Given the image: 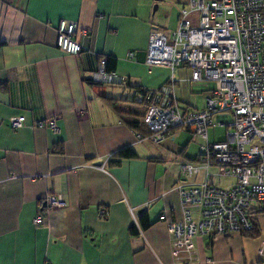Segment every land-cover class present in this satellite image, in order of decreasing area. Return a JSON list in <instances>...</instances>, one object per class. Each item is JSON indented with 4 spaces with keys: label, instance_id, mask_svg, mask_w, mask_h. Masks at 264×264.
<instances>
[{
    "label": "crops",
    "instance_id": "obj_1",
    "mask_svg": "<svg viewBox=\"0 0 264 264\" xmlns=\"http://www.w3.org/2000/svg\"><path fill=\"white\" fill-rule=\"evenodd\" d=\"M165 1L0 0V264H179L167 229L182 217L178 188L204 180L202 174L203 180L189 182L179 170L198 156L188 157L179 134L184 129L167 135L166 161L113 165V155L134 141L114 109L135 107L129 102L138 89L161 88L172 77L178 104L195 111L188 70L145 63L149 35L168 37L188 3ZM160 9L165 20L157 16ZM61 21L77 25V56L56 47ZM107 58L115 59L108 70L125 84L93 80ZM20 116L25 127L11 129L9 119ZM50 118L59 134L35 127ZM47 196L60 197L63 206L40 214ZM100 209L108 217H100ZM163 213L166 220H160ZM252 223L254 237L197 238L196 264L258 263L264 214Z\"/></svg>",
    "mask_w": 264,
    "mask_h": 264
},
{
    "label": "built area",
    "instance_id": "obj_2",
    "mask_svg": "<svg viewBox=\"0 0 264 264\" xmlns=\"http://www.w3.org/2000/svg\"><path fill=\"white\" fill-rule=\"evenodd\" d=\"M187 7L181 10L170 41L157 31L149 35L145 63L171 72L184 68L189 84L206 88L213 83L214 89L205 108L195 111L178 104L172 77L158 90L141 89L135 102L146 107V132L134 131L130 148L142 158L164 162L163 143L172 130L184 129L202 141L196 160L182 162L179 170L188 178L203 174L204 180L178 188L182 217L167 226L173 260L196 264L200 262L197 238L251 233L255 214H264V0H188ZM77 31L74 22L59 23L56 47L64 54L81 53L80 44L73 39ZM93 80L105 86L126 83L125 77L105 71L104 60ZM8 125L22 129L25 118H11ZM35 127L60 132L56 118L37 122ZM221 127L231 129L225 141L209 144L207 130ZM213 177L234 183L221 189L211 182ZM62 206L60 197L53 196L42 204V208ZM98 215L108 217V212L100 209ZM166 216L163 213L160 220ZM41 220L39 215L33 224ZM257 253L256 264H264V233Z\"/></svg>",
    "mask_w": 264,
    "mask_h": 264
},
{
    "label": "rangeland",
    "instance_id": "obj_3",
    "mask_svg": "<svg viewBox=\"0 0 264 264\" xmlns=\"http://www.w3.org/2000/svg\"><path fill=\"white\" fill-rule=\"evenodd\" d=\"M169 1V0H168ZM164 2L166 3L167 1L164 0ZM156 5H153L151 8V11L155 10ZM162 8V6H161ZM184 8H188L187 5L184 6ZM162 15V18L165 20L166 16L161 13V9L158 12L157 16ZM169 41L171 39V36L169 35V32L167 33ZM178 74H176L177 76ZM171 79V78H170ZM169 79V80H170ZM169 82V81H168ZM193 88L191 89V108L193 110H202L205 108V100L207 98H209L211 96V91L214 89V84L213 83H207L206 88L201 87V86H192ZM159 88L155 89L158 90ZM154 91V90H152ZM229 121H231L229 119ZM228 131H231V129L226 130L225 128L221 127V128H209L207 130V136H208V143L209 144H214V143H220V142H224L225 141V135ZM180 135H182V140L185 144H187V151H188V157H194L199 153V149L200 146L203 145V143L199 140H191V135L189 132H187L186 130H182L179 132ZM212 173H214L212 171ZM183 178H187L189 180V182H193L195 181V183L203 180V176L202 174L198 177H193L192 179L188 178L187 175L183 174L182 175ZM211 182L221 188V189H226L229 188L234 181L232 179L229 178H211Z\"/></svg>",
    "mask_w": 264,
    "mask_h": 264
},
{
    "label": "trees",
    "instance_id": "obj_4",
    "mask_svg": "<svg viewBox=\"0 0 264 264\" xmlns=\"http://www.w3.org/2000/svg\"><path fill=\"white\" fill-rule=\"evenodd\" d=\"M105 62V71L106 72H110L109 69V65L110 64H114L115 63V59L114 58H107L104 59ZM4 88L2 84H0V89ZM141 91V89L137 90V93H139ZM136 93V95H137ZM135 95V97H136ZM135 97L133 100H131L129 103L132 106H135L137 108H139L140 110H143V113L140 112L139 109L135 108V107H129L127 109H123L120 110L119 109H114L115 112L117 113V115L119 116V118L123 121V123L131 129V131H137L140 133H145L146 129L144 127V123H143V117H144V113L146 110L145 105H138L135 102ZM62 152V150L60 151ZM113 158L115 159V162L113 163V165H118L120 163V161L122 160H130V159H136V158H142L141 156H139L134 150H132L131 148H125L123 150L118 151L115 155H113ZM42 204L43 202H41V208H42ZM45 208L41 209L40 214L44 211ZM254 230V229H253ZM257 230L255 229L254 231H252L251 233H247L246 236L248 237H254L257 234Z\"/></svg>",
    "mask_w": 264,
    "mask_h": 264
}]
</instances>
